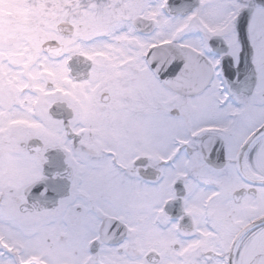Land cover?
<instances>
[{
	"label": "snow or ice",
	"instance_id": "obj_1",
	"mask_svg": "<svg viewBox=\"0 0 264 264\" xmlns=\"http://www.w3.org/2000/svg\"><path fill=\"white\" fill-rule=\"evenodd\" d=\"M0 264H264V0H0Z\"/></svg>",
	"mask_w": 264,
	"mask_h": 264
}]
</instances>
